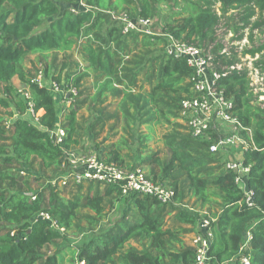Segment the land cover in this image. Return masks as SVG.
I'll use <instances>...</instances> for the list:
<instances>
[{"label": "trees", "instance_id": "trees-1", "mask_svg": "<svg viewBox=\"0 0 264 264\" xmlns=\"http://www.w3.org/2000/svg\"><path fill=\"white\" fill-rule=\"evenodd\" d=\"M73 1L0 0V107L9 119L0 121V264H63L67 253L75 264H193L194 249L182 239L190 230L182 225L203 219L211 232L205 264H242L243 255L250 264H264V106L250 86L247 66L230 70L218 87L232 100V115L242 126L238 133L247 143L241 159L249 167L251 205L245 203L235 173L209 151L228 132L211 130L208 139H196L175 122L181 118V101L193 95L191 68L184 59L164 53L161 35L123 34L120 22L111 17L114 12L153 19L162 6L174 8L161 33L209 50L219 72L241 63L245 54H259L254 62L263 70L264 42L242 51L231 45L223 54L215 30L231 10L238 33L233 32L234 39L242 40L244 28L251 33L264 23V0H83L87 9L77 14L68 9ZM76 46L87 64L64 61L50 77L66 90L77 89L74 102L59 118L47 85L31 81L39 69L46 80L48 68L39 64L28 77L20 66L29 54L66 55ZM89 72L96 79L91 87L81 88ZM14 78L28 92L36 124L26 119ZM84 121L92 138L105 130L111 138L102 139L98 158L126 170L146 168L150 180L172 190L171 202L123 196L114 186L92 181L60 184L67 155L81 145ZM58 123L64 136L54 143L49 132ZM119 126L126 137L114 140ZM157 126L167 130L161 136L166 159L146 144ZM119 197H124L125 210L109 224L102 222L107 204ZM190 198L192 206L187 204ZM84 209L93 214H81ZM166 216L178 226H167ZM78 219H87L79 228L84 236L71 243L66 232L79 225ZM247 231L251 238L242 247ZM49 247L51 251H44Z\"/></svg>", "mask_w": 264, "mask_h": 264}, {"label": "built area", "instance_id": "built-area-1", "mask_svg": "<svg viewBox=\"0 0 264 264\" xmlns=\"http://www.w3.org/2000/svg\"><path fill=\"white\" fill-rule=\"evenodd\" d=\"M72 13L77 14L87 9L83 0H74L68 8ZM111 17L118 20L121 24V32L139 33L148 36L161 35L164 38V53L173 58H182L186 65L191 68L192 74L188 79L191 85L193 95L186 97L181 101L180 116L185 122L188 131L196 139H208L211 130H224L228 134L218 136L217 140L209 145V151L215 155L222 156L229 148L244 149L246 141L239 135L242 128L238 120L232 115L233 102L225 97L223 91L218 87L220 79L230 70H240L245 66L244 62L236 63L225 68L222 72L215 70L212 55L209 50L202 49L195 44L187 43L174 38L168 33H155L152 31V21L149 18H129L127 14H116L111 12ZM230 47L224 46L221 53L228 54ZM248 69V68H247ZM39 86H44L45 80L41 69L31 79ZM250 86L254 93L258 94V100L261 106H264V73L258 78V82ZM49 90L53 93H60L65 97L66 104L70 105L77 95L76 87L65 89L56 81L51 80ZM18 95L25 101L26 115L36 122L37 117L33 110V103L29 100L28 92L25 88L17 90ZM54 143H59L64 136V130L57 126L49 132ZM224 168L235 173V182L240 186L245 197L247 205L252 204V191L245 182L249 167L242 163V159H226L223 162ZM67 180H73L75 183L96 182L100 185H111L118 188L123 196L131 194L148 195L161 203H169L173 198L172 190L166 189L152 180H150L143 169L135 166L133 169L126 170L117 166L113 162H105L96 155L78 156L75 153L68 154L64 171L59 178V183L64 184ZM55 182V181H52ZM34 199V196L31 198ZM39 217L50 220L47 213H40ZM51 227L58 228L54 221ZM208 220L200 221V228L192 238V248L195 253L193 264H205L208 256L207 250L211 238V232L208 228ZM63 231V228H59ZM251 235L247 231L242 247L247 246ZM242 264H250L247 256H241ZM83 264V262H78Z\"/></svg>", "mask_w": 264, "mask_h": 264}, {"label": "rangeland", "instance_id": "rangeland-1", "mask_svg": "<svg viewBox=\"0 0 264 264\" xmlns=\"http://www.w3.org/2000/svg\"><path fill=\"white\" fill-rule=\"evenodd\" d=\"M218 6V5H217ZM162 10L158 13V16H155L152 21L151 29L155 33H161V28L164 23L169 22L171 20L170 14L174 12L176 9L170 8L168 6H162ZM232 11L230 10L225 16L222 17L219 25L216 27L215 34L217 40L219 39L220 42L224 46H231V45H239V50H243L244 48H251V46H257L264 42V23L261 27L254 28L252 32L250 33V30L248 27L244 28L242 31L244 32L243 38L240 41H236L234 38V33L238 35L237 32L233 31V26L235 23L234 16H231ZM228 24V26H226ZM234 32V33H233ZM252 34V41L249 39V35ZM242 48V49H241ZM264 52V51H263ZM259 58V54H256L255 57H251L249 54H245L242 56V62L247 66L248 72L247 75L249 76L250 82L253 80V84H256L258 82V78L264 73V69L261 70L260 65L255 66V60ZM64 61H72L77 62L81 64L82 66H85L87 63L82 58V53L80 51V47L76 46L73 48L72 51H69L65 54L61 52H47V53H34L27 55L26 59L23 61V63L20 66V69L25 72L28 77H32L34 75V72L36 70V66L39 64H42L44 67L48 68V76L45 80V83L47 86H49V83L51 81L50 77L57 72V69L59 68L60 64ZM89 75L82 80V87H91L93 85V82L96 79V75L93 72H89ZM12 84L15 87V89H19L22 86H20V83L17 78H14L12 80ZM23 88V87H22ZM52 96L58 101V96L61 99L60 93H52ZM112 99H108V102ZM259 101V100H258ZM261 104V102H260ZM5 109L0 107V121L5 120L6 122H9V119L4 113ZM59 112V110L57 111ZM80 114H83L85 117L88 115V112L86 109H82ZM173 120V119H171ZM175 122L182 124L184 127L183 131H187V126L185 122L181 118L175 119ZM84 127L85 131L82 137L81 145L77 147V149L73 152L77 154L78 156H91L96 155L99 156V152L101 151L103 144L101 143L102 139L105 141L110 138V136L107 135V132L101 133L97 138H92L91 134L88 131L87 123L84 121ZM144 128V126H142ZM119 135L115 137L114 140H118L120 136H125L121 131V127H118ZM167 130L164 126H157L154 128V131L150 133L149 137L146 139V144L148 145L149 150L151 151H158V154L160 158L166 159L168 157V150L165 147L161 136L163 133H165ZM188 132V131H187ZM106 138V139H105ZM111 139V138H110ZM104 141V142H105ZM147 150V151H149ZM237 153H239L237 147H233L232 149L229 148L226 152H224V155L218 156L214 155L216 158L219 159L221 163H223L226 159H234L236 158ZM143 171L146 173L147 169L142 168ZM38 174V173H36ZM31 186L33 188L37 187V183L35 181H31ZM102 186V185H101ZM193 198H190L188 200V206H192ZM187 207V206H186ZM126 208V202L124 201V197L115 198L111 204H107L106 210L104 212V215L102 217V222H106L109 224L115 217H117L122 211H124ZM188 208V207H187ZM81 214H93L92 212L88 210H81ZM201 214H204L203 212H200ZM166 225L171 227H176L178 224L174 221H172L169 216L165 217ZM79 225L76 227V225L73 226V228L66 232L67 239L70 240L71 243H77L80 241L82 236H84L83 233H79V228L86 226L87 219H78V222L76 224ZM200 223H196L195 225H182L184 228L189 229L187 233H185L182 236L183 242L185 245L192 247V238L196 235V233L199 231ZM65 242V240H64ZM52 250L51 247L45 248L44 251ZM71 256L70 254H64L63 256V264H75L76 260L74 259V262H71ZM78 264V262H77Z\"/></svg>", "mask_w": 264, "mask_h": 264}, {"label": "crops", "instance_id": "crops-1", "mask_svg": "<svg viewBox=\"0 0 264 264\" xmlns=\"http://www.w3.org/2000/svg\"><path fill=\"white\" fill-rule=\"evenodd\" d=\"M235 46H238L239 47V45H236L235 44ZM241 62H242V59H241ZM55 100V99H54ZM57 102H56V100H55V104H56V107H57V111L59 110V112H58V117L60 118V116H61V114L63 113V111H64V109L68 106V104H66V101H65V97L63 96H61V99H60V97L58 96V98H57ZM29 117L26 115V119H28ZM28 120H30V119H28ZM37 122H33V124H36ZM58 126H59V123L57 124ZM60 127V126H59ZM107 141V140H106ZM247 144V143H246ZM103 147H104V145H103ZM102 147V148H103ZM239 149V148H238ZM240 150V149H239ZM124 152H126V150H124ZM236 158H239V159H241L242 158V150H240L239 151V153H237V155H236ZM246 180H247V178H246ZM246 180H245V182H246Z\"/></svg>", "mask_w": 264, "mask_h": 264}]
</instances>
